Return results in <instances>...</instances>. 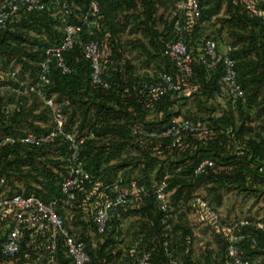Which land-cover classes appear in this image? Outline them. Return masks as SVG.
Wrapping results in <instances>:
<instances>
[{
	"label": "trees",
	"instance_id": "trees-1",
	"mask_svg": "<svg viewBox=\"0 0 264 264\" xmlns=\"http://www.w3.org/2000/svg\"><path fill=\"white\" fill-rule=\"evenodd\" d=\"M97 1L93 13L98 18V25L89 39L98 42L105 55L101 78L109 88L92 84L89 63L78 49H73L64 54L70 72L62 75L53 68L46 93L57 102H69L64 108L66 131L78 136L91 135L82 146L81 156L93 178L113 183L121 181L116 179L121 173L124 174L122 182L126 183L131 180L129 170L141 168V175L135 180L145 185L146 195L131 197L121 208L119 218L111 217L102 235L96 233L92 224L97 193L91 187L81 184L76 200L66 209L57 210L65 217L70 231L86 244L90 264H138V257L143 252L151 253L149 264H167L163 236L169 240V247L181 264H228L227 239L216 225L208 223L213 227L217 249L212 252L205 249L204 256L199 259L194 256L192 234L187 229L181 227L179 237H175L176 213L172 208L173 217L166 222L163 220L153 193L156 185L148 189L146 175L158 167L157 184L168 175L169 201L172 207L171 199L176 200L179 213L184 212V192L200 188L215 191L219 201V191L235 189L253 192L264 199V174L261 178L257 176V168L264 160V25L251 17L239 0H198L199 19L189 15L184 17L186 43L193 54L207 38L213 39L219 49L224 45L233 49L230 55L236 60L244 101L231 110L220 82L221 66L207 70L204 65L194 63L192 73L185 75L163 55L165 43L173 38L172 23L178 18L175 0ZM258 1L264 10V0ZM59 2H65L70 9L71 4L77 8L69 20L71 23H76L91 3L90 0ZM49 7L48 12L21 13L7 24L6 29H0L1 64L5 67L12 64L11 71L0 74V83L10 88L9 98L0 103V108L18 98L13 92L16 83L8 75L15 71L18 78L29 79V75L35 73L30 62L41 59L39 49L60 42L62 34L54 37L53 43L30 37L32 33L45 34L47 39L53 36V26L59 23L60 13L53 18L54 10L59 9L54 4ZM212 20L214 23L210 24ZM205 24L215 28L211 33L213 37L206 35ZM85 39H88L86 35ZM134 52L145 61L158 59V73L164 69L180 83L182 91L169 92L156 101L142 94L143 83L155 81L158 73L152 79L140 75L131 58ZM182 93L184 97L180 98ZM190 97L199 100L203 107L198 106L190 116H182L179 109ZM19 99L25 100L27 106L10 117L0 113V179H5L11 193L35 194L48 202L59 195L60 176L66 173L67 145L59 139L49 141L41 148L20 143L2 145L3 137H19L24 131L39 134L48 129L49 110L34 95ZM201 112L205 113V118ZM173 118L200 119L208 125L210 133L204 137L186 134L179 145L173 146L170 140L157 136L142 139L132 132L133 128H139L160 133ZM203 160L212 161L213 166L195 176L194 169ZM53 170L57 172L53 173ZM31 179L38 186L34 191L29 188ZM20 184L25 186L24 190L18 186ZM126 217L136 218V247L134 240L125 243L121 238V221ZM246 220L258 228L242 229L251 238L240 244L241 256L252 264H264V232L259 227L264 224ZM222 223L226 222L222 219ZM2 224L0 219V243L4 233ZM167 225L170 231L166 230ZM36 250V247L22 249L11 260L0 253V264H24ZM58 264H64L62 254L58 256Z\"/></svg>",
	"mask_w": 264,
	"mask_h": 264
},
{
	"label": "built area",
	"instance_id": "built-area-1",
	"mask_svg": "<svg viewBox=\"0 0 264 264\" xmlns=\"http://www.w3.org/2000/svg\"><path fill=\"white\" fill-rule=\"evenodd\" d=\"M239 1L251 17L259 19L264 25V10L259 7L258 0ZM90 2L88 11L81 15L76 23L69 22L73 16L70 7L58 0L56 2L3 0L0 4L1 30L6 29L7 24L21 13L48 12L49 4H54L59 9V24L62 27V37L58 44L39 49L42 55L37 63L38 69L33 81L27 77L18 78L15 71L8 75L16 83L13 92L18 98L5 103L0 108L3 116L10 117L27 106L26 101L19 97L27 99L34 95L50 112L48 129L39 134L24 131L19 137H3L1 144L20 143L31 148H41L49 141L59 139L67 145L64 158L67 163L66 173L60 176L59 195L48 202H44L35 194L11 193L5 185V179H0V219L3 220L4 232L0 243V253L7 260L17 257L22 249L36 247L37 250L24 264H58L59 254L63 255L64 264H90L86 244L70 231L65 217L57 209L64 210L76 200L81 184L91 187L94 189L93 192L97 193L92 224L96 233L102 235L106 232L111 217L115 215L119 218L121 208L130 202L131 197L146 195L145 185L139 184L134 179L126 183L122 181L105 183L93 178L85 168V162L81 156L82 146L91 135L78 136L66 131L64 108L69 105V102H57L53 97H48L46 93L53 68L58 69L62 75L70 72L64 54L73 49H78L83 59L89 63L92 84L104 89L109 88L108 83L101 78L102 61L105 55L99 43L89 39L93 35V29L98 25V18L93 13L98 1L90 0ZM174 7L178 18L172 23L173 38L165 43L163 55L168 57L185 75L192 73L194 63L204 65L207 70H214L221 66L220 82L226 91L229 108L235 110L238 102L244 101V91L238 83L236 60L230 55L233 49L229 45H224L222 49H219L213 39L207 38L200 43L198 52L193 54L186 43L187 25L184 17L189 15L191 18L199 19L198 0H175ZM85 35L88 39H85ZM181 91L180 83L161 69L155 81L143 83L141 93L156 101L169 92L180 93ZM132 132L142 139L155 136L167 139L175 146L181 143L186 134L204 137L209 135L210 129L200 119L173 118L160 133L139 128H133ZM212 166V161L203 160L195 167L193 173L197 176ZM263 174L264 160L257 168V176L261 178ZM168 178V175H165L153 192L165 222L173 217L169 201ZM190 204L199 210L204 222L216 225L219 232L226 236L228 264H252L241 256L240 244L251 238V235L243 233L242 229L248 226L258 228L255 223L250 220L222 223L219 211L213 208L207 200L197 195L190 199ZM259 227L264 232V226ZM166 230H171L169 225L166 226ZM252 241L254 242L253 238ZM162 246L167 264H181L170 249L166 236H163ZM150 259L151 253L143 252L137 261L138 264H149Z\"/></svg>",
	"mask_w": 264,
	"mask_h": 264
},
{
	"label": "rangeland",
	"instance_id": "rangeland-1",
	"mask_svg": "<svg viewBox=\"0 0 264 264\" xmlns=\"http://www.w3.org/2000/svg\"><path fill=\"white\" fill-rule=\"evenodd\" d=\"M61 1V0H58ZM1 2V0H0ZM77 8L75 5L71 4V10L72 13H75ZM55 13L53 15V18L56 17V14H58V10H54ZM161 13V11L159 12ZM120 12L116 14V19L118 20L120 18ZM214 23V20L210 22V24ZM210 24H205V30L206 35L213 37L211 34L215 28L211 27ZM159 29H162V25L159 24ZM53 36H49L47 39V36H37L35 33H32L30 37H33L34 39H42L44 42L48 43L49 41L54 40V37L61 36L62 34V27L59 23H56L55 26H53ZM134 65L140 70V75H147L149 79L154 78L158 73V59H153L150 61L143 60V57L139 55L138 53H132L131 56ZM4 61V60H2ZM38 61L33 60L30 62V66L35 69V73L33 75H29V80L33 81L36 77V72L38 69L37 66ZM11 65L5 67L1 64L0 61V74L3 72H9L11 71ZM19 76H22V73H19ZM6 78V77H5ZM10 88L7 87L5 84L0 83V103L7 101L9 98ZM180 98H183V93L179 95ZM185 105L181 106V109H179V112H181L182 116H190L191 111H197L198 106H202V104L199 103V100H195V97H190L187 100ZM203 109V108H201ZM202 117L205 118V113H200ZM58 170V169H56ZM53 170V173H56L57 171ZM61 170V169H59ZM157 170L158 167H155L152 170H149L146 175V184L149 187L148 189L151 190L155 185H157L156 177H157ZM140 169H131L129 172V178L138 179L140 177ZM117 180L123 181L124 174L118 173L116 176ZM30 189L31 191H34L38 189L37 184L31 179ZM21 189H25V186L23 184L18 185ZM22 190V192H23ZM197 195L200 197H204L207 199L211 204L214 205V207L219 210V213L222 216V219L224 222H236L240 220H246V219H253L257 223L264 224V199L253 192L250 191H244L240 189H235L233 191H219L217 199V194H215V191H209L206 188H200V189H194L193 191H187L184 192L182 195V199L184 201V212L179 213V205L176 202V200L171 199L172 201V208L174 212L176 213V220L173 223L175 226L173 234L175 237H179L181 227L182 229H187L192 235V247L194 250V256L196 259L202 258L204 256V250L208 249L207 251L212 252L217 249V240L213 232V227L210 226V224L204 222L201 219L200 212L198 209L193 208L190 206L189 201L192 196ZM178 212V213H177ZM70 223V221H69ZM135 226H136V218L132 217H126L121 221V238L125 241V243H130L131 241L134 242V246H137V236L135 235ZM209 254V253H208Z\"/></svg>",
	"mask_w": 264,
	"mask_h": 264
},
{
	"label": "crops",
	"instance_id": "crops-1",
	"mask_svg": "<svg viewBox=\"0 0 264 264\" xmlns=\"http://www.w3.org/2000/svg\"><path fill=\"white\" fill-rule=\"evenodd\" d=\"M223 48V47H222Z\"/></svg>",
	"mask_w": 264,
	"mask_h": 264
}]
</instances>
